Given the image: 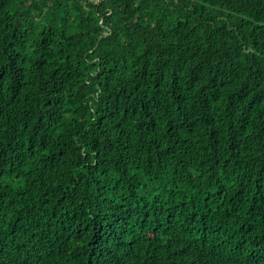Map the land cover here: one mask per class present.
I'll return each mask as SVG.
<instances>
[{
  "label": "trees",
  "instance_id": "obj_1",
  "mask_svg": "<svg viewBox=\"0 0 264 264\" xmlns=\"http://www.w3.org/2000/svg\"><path fill=\"white\" fill-rule=\"evenodd\" d=\"M0 264H264V0H0Z\"/></svg>",
  "mask_w": 264,
  "mask_h": 264
}]
</instances>
